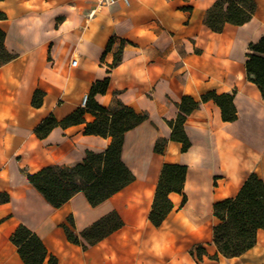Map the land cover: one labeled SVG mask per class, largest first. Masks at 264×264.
<instances>
[{
	"label": "crops",
	"instance_id": "1",
	"mask_svg": "<svg viewBox=\"0 0 264 264\" xmlns=\"http://www.w3.org/2000/svg\"><path fill=\"white\" fill-rule=\"evenodd\" d=\"M217 1L131 0L129 5L99 8L94 0H0V29L13 56L0 66V264H25L11 241L20 225L43 241L48 252L44 264L51 257L58 264H264V230L241 257L227 259L219 253L213 243L214 213L206 236L198 204H190L195 187L203 188L190 183V173L185 206L182 196L171 194L175 209L162 227L149 221L163 165L179 163L197 170L200 149H207L204 141L219 145V152L207 153L217 158L210 169L213 177H221L214 204L235 198L247 177L257 173L243 175L239 168V136L244 128L264 138V101L246 76L249 46L264 36V0H255L250 22L227 24L222 33L205 24L207 11ZM73 60L78 61L75 67ZM106 79L107 93L95 96L99 105L112 108L120 100L148 115L125 139L123 159L136 181L97 207L80 193L56 209L27 174L82 162L88 151L103 152L111 140L86 135L85 125L58 127L45 139L37 137L36 129L51 116L62 121L85 108L83 99ZM37 91L45 93L39 108L33 106ZM211 92L234 95L237 121L224 122L220 107L205 102L185 124L191 149L182 153V145L170 141L163 155L156 154L157 141L171 137L167 122L177 117L183 97L202 101ZM84 118L94 119L91 114ZM224 149L231 158L226 166ZM261 175L264 180V171ZM136 186L152 190L127 197ZM113 211L124 227L108 238L88 249L68 240L65 226L79 235ZM143 214L147 228L134 229ZM184 237L196 239L185 246L180 243ZM195 245L207 250L201 262L190 255ZM217 255L218 260L210 259Z\"/></svg>",
	"mask_w": 264,
	"mask_h": 264
},
{
	"label": "trees",
	"instance_id": "2",
	"mask_svg": "<svg viewBox=\"0 0 264 264\" xmlns=\"http://www.w3.org/2000/svg\"><path fill=\"white\" fill-rule=\"evenodd\" d=\"M256 10L255 0H218L207 11L205 24L213 32L222 33L227 24L243 26L250 22ZM3 17L4 15L0 14V18ZM5 36V32L0 29V66L13 58L5 49ZM249 50L251 53L246 61L247 80L258 88L264 101V36L259 42L252 43ZM121 53L120 50L115 65L120 61ZM108 86L109 79L98 82L92 87L85 108L76 110L62 121L51 116L36 129L37 137L45 139L58 127L67 129L85 125L86 135L111 140L105 151H88L82 162L72 165H52L34 174H27L33 187L56 209L61 208L80 193L85 195L92 207H97L136 181V176L123 159L125 139L127 133L148 119V115L136 112L120 100L116 101L112 108L99 105L95 96L107 93ZM44 96L45 93L37 91L33 106L41 107ZM234 100L233 94L218 95L216 92L208 93L202 101H196L190 96L183 97L182 102L177 106V117L167 122L172 130L170 139H159L154 152L163 155L171 141L181 144V152L187 153L192 143L186 133L185 124L188 117L199 110L205 102L214 101L220 107L224 122L237 121L238 113ZM86 114H91L93 121L87 122L84 118ZM188 171V166L184 164L163 165L149 214V221L154 227H162L174 211L171 194L182 196L181 207L187 203V195L184 191ZM213 211L217 221L213 229L214 245L227 259L241 257L255 246L258 232L264 230V180L257 173H251L237 196L215 203ZM69 223L73 227L72 218L69 219ZM123 227L121 216L113 211L79 235L70 227L65 226L64 229L71 243L88 249ZM11 241L18 248L25 264H44L48 256L47 249L43 241L29 228L20 225ZM190 255L201 262L208 253L204 245H196L191 249ZM210 259L218 260V255ZM49 264H58V261L55 257H51Z\"/></svg>",
	"mask_w": 264,
	"mask_h": 264
},
{
	"label": "rangeland",
	"instance_id": "3",
	"mask_svg": "<svg viewBox=\"0 0 264 264\" xmlns=\"http://www.w3.org/2000/svg\"><path fill=\"white\" fill-rule=\"evenodd\" d=\"M251 119H255L253 113H248ZM252 121V120H251ZM216 142H205L204 145L207 146V149H200V155L197 157V164L199 165L198 169H189L188 173H190V183L191 184H199L203 186L202 189L195 187V195L194 200L198 204L196 206L199 207V214L201 215V220L205 221V233L207 236V232L209 228L213 227L214 217H213V200L215 198V194L217 189H219L221 185V177L214 176V173L210 170L212 165L216 163L217 158L213 156V158L207 156V153H217L219 152V145L217 147L214 145ZM207 144V145H206ZM213 145L215 148H213ZM213 148V149H212ZM239 149H240V157H239V168L243 172V175L248 174L251 171H257L259 176L261 175V171H264V138L261 135L255 133H249V131L244 128L240 131L239 136ZM213 150V151H212ZM192 152H195L192 151ZM223 152L227 154L225 156V166L230 158V151L224 149ZM212 159V160H211ZM189 168V167H188ZM197 184V185H198ZM152 188L149 187L147 190H143L140 186L134 187L132 190L128 191L127 197H140L143 193L151 192ZM147 194V193H146ZM189 197H187V200ZM199 202L201 204H199ZM204 212V213H203ZM206 218V219H204ZM147 218H145L144 214L142 219L139 222L138 226H135L134 229H145L147 228ZM205 237V235H204ZM207 237H205L206 239ZM196 238L193 237H184L180 243L185 246H190ZM207 244V243H206ZM205 244V245H206ZM196 247L193 246L192 249Z\"/></svg>",
	"mask_w": 264,
	"mask_h": 264
},
{
	"label": "built area",
	"instance_id": "4",
	"mask_svg": "<svg viewBox=\"0 0 264 264\" xmlns=\"http://www.w3.org/2000/svg\"><path fill=\"white\" fill-rule=\"evenodd\" d=\"M97 4V7L99 8H103V7H112V6H115L119 3H123L125 5H129L131 0H94ZM95 12H92L91 15H93ZM78 64V61L77 60H73L72 61V66L75 67L77 66ZM87 101H88V96H86L84 99H83V106H86L87 105Z\"/></svg>",
	"mask_w": 264,
	"mask_h": 264
},
{
	"label": "bare ground",
	"instance_id": "5",
	"mask_svg": "<svg viewBox=\"0 0 264 264\" xmlns=\"http://www.w3.org/2000/svg\"><path fill=\"white\" fill-rule=\"evenodd\" d=\"M190 204H191V206L195 207V205H196V202L194 201V199H193V198H191ZM203 213H204V212H203ZM204 219H206V218H204Z\"/></svg>",
	"mask_w": 264,
	"mask_h": 264
}]
</instances>
